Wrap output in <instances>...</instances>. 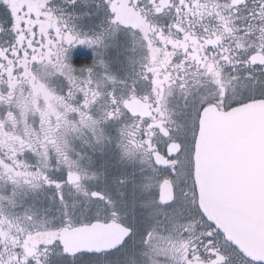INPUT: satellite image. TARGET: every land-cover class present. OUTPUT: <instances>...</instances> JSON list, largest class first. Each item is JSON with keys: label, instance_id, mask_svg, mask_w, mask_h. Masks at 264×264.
<instances>
[{"label": "flooded vegetation", "instance_id": "flooded-vegetation-1", "mask_svg": "<svg viewBox=\"0 0 264 264\" xmlns=\"http://www.w3.org/2000/svg\"><path fill=\"white\" fill-rule=\"evenodd\" d=\"M256 101L264 0H0V264L65 255L78 225L57 230L53 205L106 202L86 172L119 145L141 166L126 181L156 190L157 264H259L205 219L193 177L203 111Z\"/></svg>", "mask_w": 264, "mask_h": 264}, {"label": "water", "instance_id": "water-1", "mask_svg": "<svg viewBox=\"0 0 264 264\" xmlns=\"http://www.w3.org/2000/svg\"><path fill=\"white\" fill-rule=\"evenodd\" d=\"M193 177L205 219L246 259L264 264V101L203 111ZM130 235L119 223L94 221L61 230L58 241L65 255L74 257L114 251Z\"/></svg>", "mask_w": 264, "mask_h": 264}, {"label": "rangeland", "instance_id": "rangeland-1", "mask_svg": "<svg viewBox=\"0 0 264 264\" xmlns=\"http://www.w3.org/2000/svg\"><path fill=\"white\" fill-rule=\"evenodd\" d=\"M113 52L114 50L109 52L110 56H113ZM114 138L115 136L110 138L106 144H113ZM118 147L120 148H108L101 151L102 169L97 174L86 172L91 182L89 189L100 190L107 201L85 199L79 207L72 206L73 204L65 207L53 205L56 210L52 220L55 227L57 225L73 227L96 220L114 219L132 229L130 240L122 249L102 255L79 254L68 257L57 248L54 253L55 264H157L163 247L160 236L155 233L152 226L157 221L155 212L158 206L153 200L156 190L149 185L145 177H139L135 183L126 181L128 176H133L131 172H138L141 166L136 163H127L124 158L128 155L124 153L120 145ZM143 171L141 170V173ZM40 192L38 190L37 197L41 195ZM34 201L35 198L33 203ZM44 208L48 210L46 203L41 201L33 209L38 215ZM45 217L49 219L47 212ZM56 229L58 230V227ZM58 246L57 244L56 247ZM147 253H149L148 256H146Z\"/></svg>", "mask_w": 264, "mask_h": 264}]
</instances>
